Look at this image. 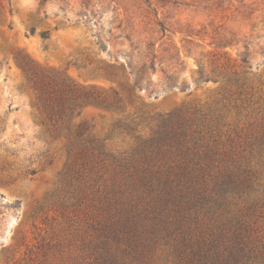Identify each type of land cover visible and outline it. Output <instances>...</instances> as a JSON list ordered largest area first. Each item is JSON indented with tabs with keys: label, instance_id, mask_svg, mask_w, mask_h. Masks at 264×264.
I'll return each instance as SVG.
<instances>
[{
	"label": "rangeland",
	"instance_id": "1",
	"mask_svg": "<svg viewBox=\"0 0 264 264\" xmlns=\"http://www.w3.org/2000/svg\"><path fill=\"white\" fill-rule=\"evenodd\" d=\"M225 54L248 59L243 79L264 82V0H0V264H102L96 208L113 203L112 172L86 186L65 175L67 140L44 123L18 55L118 93L126 111L88 107L76 122L119 155L150 137L159 115L198 105L227 117ZM255 230L264 235V219ZM152 248L140 264H174L164 243Z\"/></svg>",
	"mask_w": 264,
	"mask_h": 264
},
{
	"label": "trees",
	"instance_id": "2",
	"mask_svg": "<svg viewBox=\"0 0 264 264\" xmlns=\"http://www.w3.org/2000/svg\"><path fill=\"white\" fill-rule=\"evenodd\" d=\"M41 36L47 39L48 33ZM224 59L230 79L221 104L236 125L221 111L216 118L194 105L157 116L150 137L114 155L76 120L88 107L126 111L124 99L16 57L44 123L67 140L65 175L86 186L112 172L113 203L96 208L102 264H140L144 250L159 242L171 250L174 264H264V235L255 230L264 219V121H249L264 111V82L241 77L247 58L239 64L227 54ZM150 69L155 71V63ZM140 71L145 74L146 66ZM224 128L231 133L224 136Z\"/></svg>",
	"mask_w": 264,
	"mask_h": 264
}]
</instances>
